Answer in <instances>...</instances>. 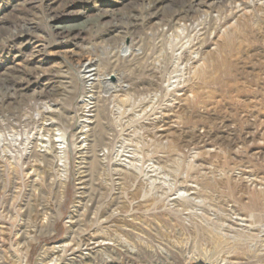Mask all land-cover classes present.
Returning a JSON list of instances; mask_svg holds the SVG:
<instances>
[{
  "label": "rangeland",
  "instance_id": "1",
  "mask_svg": "<svg viewBox=\"0 0 264 264\" xmlns=\"http://www.w3.org/2000/svg\"><path fill=\"white\" fill-rule=\"evenodd\" d=\"M60 246L264 264V0H0V264Z\"/></svg>",
  "mask_w": 264,
  "mask_h": 264
},
{
  "label": "bare ground",
  "instance_id": "2",
  "mask_svg": "<svg viewBox=\"0 0 264 264\" xmlns=\"http://www.w3.org/2000/svg\"><path fill=\"white\" fill-rule=\"evenodd\" d=\"M86 73H89V72H86ZM84 77H87L88 80H89V84H92V81H93V75H86ZM90 87V86H89ZM58 143H59V159H60V167L62 169V178H66V174H67V171H68V158H67V155H66V138L64 137V135H58ZM1 139H4V138H1ZM11 142L12 143H15L17 142L18 140L14 137H11ZM2 144L4 143V140L1 141ZM29 139H28V142L27 144H24L25 145V151H28V148L26 147L28 144H29ZM13 156V155H12ZM13 159V158H12ZM20 162V159L18 160ZM140 171V173H144L141 171V169H138ZM147 175V174H145ZM82 241V240H81ZM80 241H78V245H76L78 248L81 247L80 245ZM57 251L60 253V255L57 257L55 256V258L51 261V264H55V263H60L64 257H65V253H66V247L65 246H60L57 248ZM20 252V251H19ZM26 254H22V257L25 258Z\"/></svg>",
  "mask_w": 264,
  "mask_h": 264
},
{
  "label": "water",
  "instance_id": "3",
  "mask_svg": "<svg viewBox=\"0 0 264 264\" xmlns=\"http://www.w3.org/2000/svg\"><path fill=\"white\" fill-rule=\"evenodd\" d=\"M109 80L115 81L116 79L114 76H111L110 78H106L105 79L106 84H108Z\"/></svg>",
  "mask_w": 264,
  "mask_h": 264
}]
</instances>
